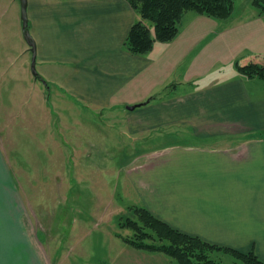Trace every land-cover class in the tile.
<instances>
[{
  "label": "crops",
  "instance_id": "obj_1",
  "mask_svg": "<svg viewBox=\"0 0 264 264\" xmlns=\"http://www.w3.org/2000/svg\"><path fill=\"white\" fill-rule=\"evenodd\" d=\"M8 1L24 39L20 2ZM27 17L36 68L57 92L101 109L150 99L124 114L128 139L158 142L129 163L128 196L183 233L254 250L264 262V81L236 70L238 62L264 64V16L250 1L234 0L227 20L185 12L176 37L146 54L124 45L140 18L126 0H27ZM20 48L31 63L29 45ZM10 61L0 35L1 78L15 72ZM33 219L0 142L5 261L46 264ZM122 253L94 261L86 252L81 264H176L126 243Z\"/></svg>",
  "mask_w": 264,
  "mask_h": 264
},
{
  "label": "rangeland",
  "instance_id": "obj_2",
  "mask_svg": "<svg viewBox=\"0 0 264 264\" xmlns=\"http://www.w3.org/2000/svg\"><path fill=\"white\" fill-rule=\"evenodd\" d=\"M13 12L8 0H0L3 56L11 58L9 69L15 70L0 76V142L34 218L31 226L37 229L45 263L47 254L51 264H81L89 255L94 261L122 260L125 243L117 234L130 236L133 231L120 224L135 219L133 208L139 206L128 196L129 163L158 142L131 141L123 134L128 130L126 109L90 107L57 92L46 80L49 88L36 81L30 53L20 50L28 44L13 25ZM212 257L244 264L223 252Z\"/></svg>",
  "mask_w": 264,
  "mask_h": 264
},
{
  "label": "trees",
  "instance_id": "obj_3",
  "mask_svg": "<svg viewBox=\"0 0 264 264\" xmlns=\"http://www.w3.org/2000/svg\"><path fill=\"white\" fill-rule=\"evenodd\" d=\"M140 18L130 28L124 45L133 54H146L156 42H169L179 31L185 12L227 20L234 9V0H126ZM258 14L264 16V0H249ZM236 70L247 77L264 81V64L237 63ZM135 219L127 218L120 227L133 231L130 236H117L129 246L146 252H158L176 264H224L212 257L214 252L230 254L244 264H264L254 250L242 252L210 243L199 236L189 235L158 219L149 210L134 206Z\"/></svg>",
  "mask_w": 264,
  "mask_h": 264
},
{
  "label": "water",
  "instance_id": "obj_4",
  "mask_svg": "<svg viewBox=\"0 0 264 264\" xmlns=\"http://www.w3.org/2000/svg\"><path fill=\"white\" fill-rule=\"evenodd\" d=\"M19 2H20V9H21L22 32H23L24 39L29 45L30 52H31L30 69H31L32 75L36 79L40 80L44 84V86H47V82L44 79H42V77L38 74V71L36 69V48H35V42L30 34L29 26H28L27 0H19ZM149 101L150 99H147L145 102L141 104L147 103ZM141 104L129 105V106H126V109L133 110L135 107Z\"/></svg>",
  "mask_w": 264,
  "mask_h": 264
},
{
  "label": "snow or ice",
  "instance_id": "obj_5",
  "mask_svg": "<svg viewBox=\"0 0 264 264\" xmlns=\"http://www.w3.org/2000/svg\"><path fill=\"white\" fill-rule=\"evenodd\" d=\"M3 248H4V233L3 225L0 223V264H11L3 259Z\"/></svg>",
  "mask_w": 264,
  "mask_h": 264
}]
</instances>
